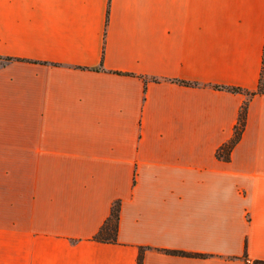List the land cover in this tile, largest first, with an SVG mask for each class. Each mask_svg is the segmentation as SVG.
<instances>
[{
    "label": "crops",
    "instance_id": "crops-1",
    "mask_svg": "<svg viewBox=\"0 0 264 264\" xmlns=\"http://www.w3.org/2000/svg\"><path fill=\"white\" fill-rule=\"evenodd\" d=\"M263 50L264 0H0V264H264Z\"/></svg>",
    "mask_w": 264,
    "mask_h": 264
},
{
    "label": "trees",
    "instance_id": "trees-1",
    "mask_svg": "<svg viewBox=\"0 0 264 264\" xmlns=\"http://www.w3.org/2000/svg\"><path fill=\"white\" fill-rule=\"evenodd\" d=\"M4 60H8L9 57L3 58ZM181 82L188 83L186 81L180 80ZM220 88H226L228 90H234V91H239V87H232V86H217ZM258 90H264V50H263V55H262V66L260 70V79H259V84H258ZM244 110H245V105L242 106L240 110V116L238 123L235 125L234 128V136L224 145L220 146L218 148L217 154L219 156H222L224 158H228L229 156V150L234 143L235 139L237 138L240 127L243 123V115H244ZM118 209H119V204L118 202L114 203L112 205L111 213L105 220L104 224L101 226L100 230L98 231L96 237H104V238H114L115 233H116V228H117V218H118Z\"/></svg>",
    "mask_w": 264,
    "mask_h": 264
}]
</instances>
